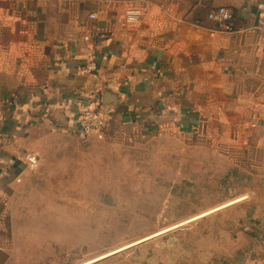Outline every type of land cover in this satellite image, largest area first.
Listing matches in <instances>:
<instances>
[{"label":"crops","instance_id":"obj_1","mask_svg":"<svg viewBox=\"0 0 264 264\" xmlns=\"http://www.w3.org/2000/svg\"><path fill=\"white\" fill-rule=\"evenodd\" d=\"M217 7L233 32L207 21ZM105 106L108 144L212 124L264 162V0H0V264H39L17 220L26 156L68 171L57 147L93 140L77 116Z\"/></svg>","mask_w":264,"mask_h":264},{"label":"rangeland","instance_id":"obj_2","mask_svg":"<svg viewBox=\"0 0 264 264\" xmlns=\"http://www.w3.org/2000/svg\"><path fill=\"white\" fill-rule=\"evenodd\" d=\"M223 133L209 124L133 146L57 147L54 155L70 150L59 164L70 169L52 166L61 156L38 160L22 186L17 220L30 262L175 264L183 252L185 264H224L243 251L242 264H264V162Z\"/></svg>","mask_w":264,"mask_h":264},{"label":"built area","instance_id":"obj_3","mask_svg":"<svg viewBox=\"0 0 264 264\" xmlns=\"http://www.w3.org/2000/svg\"><path fill=\"white\" fill-rule=\"evenodd\" d=\"M23 1V0H12ZM89 20H96L95 15H90ZM207 21L217 26V28L225 33H231L234 31L233 16L230 10L226 7H217L212 9L207 15ZM98 39H106L105 35H96ZM95 70L94 57L89 58V63L85 68L86 73H91ZM107 112L102 111L101 108L86 109L82 111L76 119L78 127L81 129L82 134L86 138H92L98 141L104 140L105 126L107 122ZM26 165L30 168L37 166V160L33 156H26Z\"/></svg>","mask_w":264,"mask_h":264},{"label":"trees","instance_id":"obj_4","mask_svg":"<svg viewBox=\"0 0 264 264\" xmlns=\"http://www.w3.org/2000/svg\"><path fill=\"white\" fill-rule=\"evenodd\" d=\"M250 223L251 224H254L257 228H260L259 227V222L258 221H256L255 219H252V220H250ZM261 226V225H260ZM262 227V226H261ZM174 234L175 233H171V234H169V235H166V236H164L161 240L162 241H169L170 243H171V239H172V237L174 236ZM135 251H138V250H135ZM134 251V252H135ZM245 251V250H244ZM243 251H241V252H237V256L238 257H236V258H232V257H230V256H226V257H224V258H221L220 260H223L224 259V261H225V263L224 264H242V256H243V253H242ZM151 255H152V253H150V254H147V256L146 257H144V260L146 261V262H149V260H151L152 259V261H153V258H155L154 257V255H153V257H151ZM186 255L182 252V254H180L179 256H178V254H174V259L176 260V263L175 264H185L183 261L186 259ZM234 259H237V260H234ZM158 260H159V258L158 259H156V264H160L159 262H158ZM210 261V260H209ZM216 264V262H215V260L213 261H210V263L209 264ZM143 264H146V263H143Z\"/></svg>","mask_w":264,"mask_h":264},{"label":"water","instance_id":"obj_5","mask_svg":"<svg viewBox=\"0 0 264 264\" xmlns=\"http://www.w3.org/2000/svg\"><path fill=\"white\" fill-rule=\"evenodd\" d=\"M103 106H104V104H103ZM105 107H107V106H105ZM109 109H111V108H109V107H107V109L106 108H102V111L107 112Z\"/></svg>","mask_w":264,"mask_h":264},{"label":"bare ground","instance_id":"obj_6","mask_svg":"<svg viewBox=\"0 0 264 264\" xmlns=\"http://www.w3.org/2000/svg\"><path fill=\"white\" fill-rule=\"evenodd\" d=\"M205 215V214H204ZM204 215H202V216H204ZM202 216H200V217H202ZM197 218H199V217H196V218H193V219H191V220H194V219H197ZM108 256V255H107Z\"/></svg>","mask_w":264,"mask_h":264}]
</instances>
